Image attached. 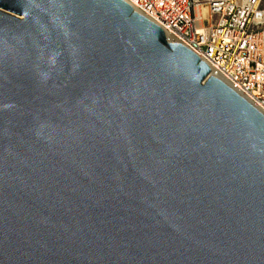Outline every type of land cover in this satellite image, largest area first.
Instances as JSON below:
<instances>
[{
  "label": "water",
  "instance_id": "95a60500",
  "mask_svg": "<svg viewBox=\"0 0 264 264\" xmlns=\"http://www.w3.org/2000/svg\"><path fill=\"white\" fill-rule=\"evenodd\" d=\"M0 264H264V113L123 0H0Z\"/></svg>",
  "mask_w": 264,
  "mask_h": 264
},
{
  "label": "built area",
  "instance_id": "2783aa9c",
  "mask_svg": "<svg viewBox=\"0 0 264 264\" xmlns=\"http://www.w3.org/2000/svg\"><path fill=\"white\" fill-rule=\"evenodd\" d=\"M123 1L264 113V0Z\"/></svg>",
  "mask_w": 264,
  "mask_h": 264
},
{
  "label": "bare ground",
  "instance_id": "6f19581e",
  "mask_svg": "<svg viewBox=\"0 0 264 264\" xmlns=\"http://www.w3.org/2000/svg\"><path fill=\"white\" fill-rule=\"evenodd\" d=\"M205 13H206V11H205V10H201V11H199V15H201V16H204V15H205Z\"/></svg>",
  "mask_w": 264,
  "mask_h": 264
}]
</instances>
